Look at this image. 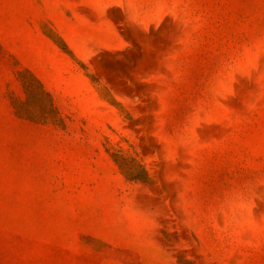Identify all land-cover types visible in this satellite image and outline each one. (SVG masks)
Instances as JSON below:
<instances>
[{
  "label": "rangeland",
  "instance_id": "obj_1",
  "mask_svg": "<svg viewBox=\"0 0 264 264\" xmlns=\"http://www.w3.org/2000/svg\"><path fill=\"white\" fill-rule=\"evenodd\" d=\"M0 264H264V0H0Z\"/></svg>",
  "mask_w": 264,
  "mask_h": 264
},
{
  "label": "trees",
  "instance_id": "obj_2",
  "mask_svg": "<svg viewBox=\"0 0 264 264\" xmlns=\"http://www.w3.org/2000/svg\"><path fill=\"white\" fill-rule=\"evenodd\" d=\"M29 81L32 82L33 84L37 85L41 89V86H40L39 82L36 80V78H34L33 76L30 75L29 76ZM24 85H25V87L27 89L26 83ZM113 157H115V156H113ZM127 171H130V170H127ZM142 171H144V170H142ZM128 175L132 179H136V178L139 177L140 174H139V171L134 172V170H132V171L128 172Z\"/></svg>",
  "mask_w": 264,
  "mask_h": 264
}]
</instances>
